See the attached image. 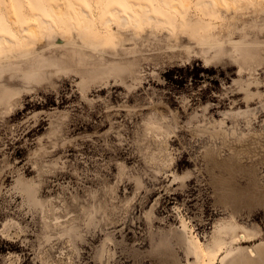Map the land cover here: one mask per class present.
I'll return each instance as SVG.
<instances>
[{
    "label": "rangeland",
    "instance_id": "rangeland-1",
    "mask_svg": "<svg viewBox=\"0 0 264 264\" xmlns=\"http://www.w3.org/2000/svg\"><path fill=\"white\" fill-rule=\"evenodd\" d=\"M113 4L0 0V264H264V0Z\"/></svg>",
    "mask_w": 264,
    "mask_h": 264
},
{
    "label": "bare ground",
    "instance_id": "bare-ground-1",
    "mask_svg": "<svg viewBox=\"0 0 264 264\" xmlns=\"http://www.w3.org/2000/svg\"><path fill=\"white\" fill-rule=\"evenodd\" d=\"M159 1L162 3L164 1L167 2V0H159ZM217 1H220V0H217ZM54 6H56V5H54ZM99 6H101L100 3H99ZM171 6L174 8L177 6V4L173 3V4H171ZM81 11L85 14L86 19H88L90 17V13L85 7H82ZM104 12L105 13H104V17L102 20L103 24H109V23L113 22L114 20L119 24H127L131 21V16H132L131 13L120 7L118 5V0H115V4L106 7ZM154 18H155V16L151 12L149 13V15L146 16V20H152ZM41 21H42V23L45 24V27L47 29H52L54 27L53 20L50 17H42ZM73 24H74L75 28L78 27L76 22L73 21ZM134 25H136L135 22H134ZM88 26H89V24L86 21H84L83 26H82L83 29L86 30L88 28ZM26 30H29L31 32H36V25L33 22H30L26 26ZM5 42L12 43V39L9 36H6V35L0 33V43H5ZM258 52L259 51H257V50L253 51L252 49L247 48V49L241 50V55L246 60H254L255 57L257 56ZM7 56L8 55L6 54V57ZM20 188L22 191H24L27 194L28 199L34 200L33 196H32V193H33L32 187L29 183L25 184L24 182H21ZM182 225H183V229L187 233H189L190 231H189L188 225L185 222V220H183ZM228 232H230L237 240L241 239V238H247L248 237L243 232H242V234H240L238 228L235 229L232 226L228 227ZM221 233H222V228H217L216 234L213 236V239H212V245H211V253L212 254L216 253L217 249L220 248L221 244L223 243V239H221V237H222ZM187 244H188L187 245L188 252H193L198 262H205L203 259V253H202L199 245L197 244L196 240L192 236L187 238ZM256 251H257L256 249L249 247V253L251 255H256ZM262 258L264 259V256ZM246 259H248V258H246Z\"/></svg>",
    "mask_w": 264,
    "mask_h": 264
}]
</instances>
